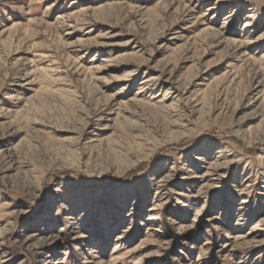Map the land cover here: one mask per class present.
I'll return each instance as SVG.
<instances>
[{
  "label": "rangeland",
  "instance_id": "rangeland-1",
  "mask_svg": "<svg viewBox=\"0 0 264 264\" xmlns=\"http://www.w3.org/2000/svg\"><path fill=\"white\" fill-rule=\"evenodd\" d=\"M0 264H264V0H0Z\"/></svg>",
  "mask_w": 264,
  "mask_h": 264
}]
</instances>
